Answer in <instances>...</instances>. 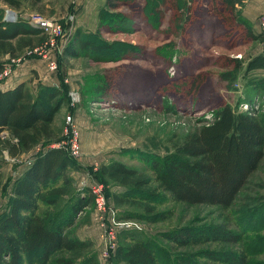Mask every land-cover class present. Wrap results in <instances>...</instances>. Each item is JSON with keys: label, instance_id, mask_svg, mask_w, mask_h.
Here are the masks:
<instances>
[{"label": "rangeland", "instance_id": "374dc122", "mask_svg": "<svg viewBox=\"0 0 264 264\" xmlns=\"http://www.w3.org/2000/svg\"><path fill=\"white\" fill-rule=\"evenodd\" d=\"M124 1L130 5L124 4L115 10L108 9L105 0H47L32 7L24 3L18 10L0 3V16L4 20L9 15L8 10H12L16 16L14 23L25 21V16L31 12L61 22L65 28V34L58 39L61 51L71 39L74 40L76 32H79L77 40L91 44L79 56H57L58 69L53 71L38 53L48 49V45L45 46L43 42L44 35L37 42L38 36L35 37L37 44L33 47L38 48L37 51L23 50L18 64L7 74H0L1 84L10 78L16 67L36 66L41 76L56 79L59 86L67 74L70 78L69 86L78 90L80 100L76 106L71 108L65 104L53 121L55 137L69 146V136L64 133L65 120L68 113L73 116L78 147L75 159L81 167L71 172V175L74 173L73 188L77 194L89 192L84 183L91 179L98 180L94 171L101 164L117 160L141 168L142 163L133 158L138 152L163 155L175 143H180L188 132L210 121L215 107H202L201 102L196 104L197 97L215 92L217 97L228 102L236 111L244 110L247 104H252V108L257 115L261 114L264 121V69H244L245 63L252 56L264 55V32L258 26V15L250 19L244 16L246 0L239 8L240 14L254 31L263 34V38L232 48L227 47L223 37L219 36L221 20L211 16L209 18L208 9L203 5L196 6L192 13L191 31L188 28L190 32L181 38L178 24L171 20L170 12L164 9L161 0H139L140 4H137V0ZM138 6H141L140 11ZM220 56L237 57L243 62V67L237 70L221 67L217 62ZM8 57L3 56L1 60L7 63ZM29 71L26 81L31 90L36 92L37 87L32 81L38 78V72L35 69ZM197 73H202L197 79L201 83L192 84L191 88L188 77ZM194 86H199L196 92ZM42 149L43 146L37 145L17 154V158L7 160L0 145V215L7 210L14 179ZM106 183L103 185L109 195L123 190L121 185L111 180ZM68 198H62L59 208L64 207L66 211L65 207L72 199ZM263 202L264 156L259 167L249 176L235 201L228 207L187 205L172 201L157 207V211H170V217L149 221L138 206L117 205L110 199L113 218L118 219L120 214L128 210L142 214L144 219L123 218L130 222V229L118 232L116 237L110 229L106 237H115L116 245L120 233L122 237L132 234L157 242L164 246L162 249L169 250L168 256L171 253V264L173 254L205 249H245L248 254L247 264H264V212L260 210ZM104 222L111 226L110 222ZM102 224L100 212L91 203L76 214L68 232L72 236L91 240L100 264H111L102 257L104 245L109 242L103 241ZM217 224L239 232L241 242H209L172 249L170 244L159 237L161 232L183 225ZM159 258L160 264H166L167 256L163 252ZM32 264L41 263L32 261Z\"/></svg>", "mask_w": 264, "mask_h": 264}, {"label": "trees", "instance_id": "16d2710c", "mask_svg": "<svg viewBox=\"0 0 264 264\" xmlns=\"http://www.w3.org/2000/svg\"><path fill=\"white\" fill-rule=\"evenodd\" d=\"M46 1L0 0V3L18 10L24 3L32 7ZM161 1L164 9L170 12L171 20L178 24L181 38L191 31L192 13L197 5L208 9L209 18L221 20L219 36L223 37L227 47L263 38V34L254 31L240 14L239 8L244 0ZM105 3L110 10L130 5L124 0H105ZM140 10L141 6H138ZM42 35L40 28L24 20L12 23L0 16V74L4 69L3 56L16 57L23 50L32 49L44 38ZM78 35L76 32L74 40L71 39L59 57L79 56L91 46L85 40H77ZM35 37H38L37 42ZM217 62L221 67L236 70L243 67L237 57L220 56ZM244 69H264V55L252 56ZM201 76L202 73H197L188 77L191 88L192 84L201 83L197 81ZM198 87L194 86L193 90L196 92ZM215 94L211 92L195 98V103L201 102L202 107H215L211 120L188 132L167 153L138 152L133 158L142 163L141 168L117 160L101 164L94 171L96 178L105 185L111 180L123 187L122 191L110 195L105 190L107 198L117 205L138 206L149 221L170 217V211H157V207L172 201L187 205L230 206L264 156V121L252 104L236 111ZM65 104L68 105L67 89L62 81L58 87L40 82L36 92L25 80L11 88L0 89L1 149L16 156L37 145L43 146L14 179L7 210L0 215V264H32V261L41 264H100L92 241L68 232L76 214L93 203V198L89 192H74L71 172L80 168L78 161L63 146H51L52 142L60 141L55 137L53 121ZM64 197L72 198L65 207L66 211L64 207L59 208ZM260 210L264 212V202ZM137 217L143 216L126 210L118 219ZM121 235L110 253L108 260L111 264H160L159 254L162 252L167 256L166 264L172 263L169 260L171 253L168 256V249H162L161 244L132 234ZM159 237L172 249L209 242H241L239 232L221 224L183 225L163 231ZM173 256V264L248 263L245 249H205Z\"/></svg>", "mask_w": 264, "mask_h": 264}, {"label": "built area", "instance_id": "2783aa9c", "mask_svg": "<svg viewBox=\"0 0 264 264\" xmlns=\"http://www.w3.org/2000/svg\"><path fill=\"white\" fill-rule=\"evenodd\" d=\"M9 15L6 18V21L13 22L16 20V16L14 11L8 10ZM25 21L28 22L30 25L40 28L42 30V33L44 35V45H48V49L40 50L38 53L42 56L43 59L46 60L47 67L50 70H57L58 69V63H57V56L61 54V47L59 43V37L65 34V28L64 25L59 22L58 20L54 18L47 17L41 13L38 12H31L30 14H27L25 16ZM258 26L259 28L264 32V12L260 13L258 15ZM36 52L38 48H32V51ZM52 52L51 55H49V52ZM20 61V57H8V62L4 63V69L2 71L3 74H7L8 72L13 69L14 66L18 64ZM1 73V75H2ZM69 76L66 74L62 78V83L66 86L67 89V97H68V104L71 108L75 107L76 104L80 100V94L76 88L69 86ZM66 126L64 128V133L69 136L68 141L70 142L69 146H66L63 141H56L52 142L51 146H63L71 156L75 158V156L78 153L77 150V143H76V129L73 122V116L71 113H68L66 115ZM4 134H7L6 132H3ZM2 153L4 154L5 159L12 160L14 158H17V156L11 157L6 149H2ZM30 160L28 161V163ZM84 186L87 188L89 193L92 195L93 203L95 205V209L97 212H100V219L103 221V241L105 242L109 240V242L105 243L104 252L102 253V257L104 260H108L110 253L114 251L116 247V234L121 231H125L127 229H130V222H128L126 219H116L113 218L111 215V205L110 200L107 198L105 194V188L102 182L99 180H88L84 183ZM108 209V210H107ZM110 222L111 226L106 224L104 222ZM107 222V223H108ZM114 231L115 237L108 239L106 237V233L109 232V230ZM110 231V232H111ZM109 232V233H110ZM115 242V243H114Z\"/></svg>", "mask_w": 264, "mask_h": 264}, {"label": "crops", "instance_id": "0c3cea01", "mask_svg": "<svg viewBox=\"0 0 264 264\" xmlns=\"http://www.w3.org/2000/svg\"><path fill=\"white\" fill-rule=\"evenodd\" d=\"M76 4H77V1H76ZM76 4L72 7L75 8ZM261 12H264V0H246L245 6H244V13H243L246 18L250 19V17L259 15ZM30 69H35L38 72V78L32 81V84L34 83V86L37 87V85L40 82L49 84V85L54 84V85L59 86V81H57L56 79L41 76L36 66H31V67L29 66L28 68H24L22 66V67H16L14 69L13 74L10 76V78L9 79L7 78L4 83L0 84V89L11 88L19 81H22V80L26 81L28 79V75L30 74V71H29ZM72 175L74 176V173H72ZM80 239H86V238H80Z\"/></svg>", "mask_w": 264, "mask_h": 264}]
</instances>
